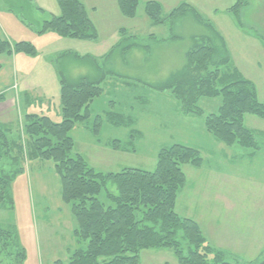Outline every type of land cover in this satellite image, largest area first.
Listing matches in <instances>:
<instances>
[{
  "label": "rangeland",
  "instance_id": "1",
  "mask_svg": "<svg viewBox=\"0 0 264 264\" xmlns=\"http://www.w3.org/2000/svg\"><path fill=\"white\" fill-rule=\"evenodd\" d=\"M182 2L178 1L164 14ZM142 5V0H139L135 18L127 19L119 11L114 16L110 8L112 5L106 0L104 6L110 9L113 16L108 27L102 26L100 41L95 45H100L101 51L108 52L119 39L118 34H112L115 28L128 31L138 40L147 39L145 37L151 33L154 39L160 38L165 43L158 45V41L157 44L151 40L145 41L151 47L150 54L141 53L135 59L128 56L127 66L116 58H112L111 67L110 62L105 63L104 59L96 60L106 69L113 68L115 76L108 77L100 85L103 93L92 106L90 120L77 124L70 132L74 142L72 154L81 156L95 172L108 174L124 169L152 172L158 152L174 144L196 150L202 159L201 167L182 168L186 182L178 194L175 212L196 222L206 241L212 247L224 251L232 264H257L264 257V119L244 116L245 127L254 134L255 150L248 151L238 146L229 148L217 142L204 127L205 116L216 112L221 104L220 98L200 99L198 106L203 116L198 117L184 113L170 92H157L150 88L148 85L162 82L172 69L183 64L190 37L205 34L206 30L190 14L151 27L146 22ZM201 16L207 18V15ZM221 17L219 14L213 20L215 23L211 22L227 34L232 65L244 79L253 84L259 101L264 103V0H249L247 8L240 14L242 28L237 30L238 33L228 29L225 26L227 20ZM104 22L107 23L102 21L101 24ZM51 34L45 33L41 39L34 41L35 57L18 54L19 59L24 57L27 62L18 64L15 70L18 76L15 74V79L11 65L4 63L0 82L10 80L11 84L18 86L17 90H11L14 94L23 96L26 91L34 100V103L30 100L28 105H24L21 100V106L15 107L17 114L42 110V113L36 114L59 122L60 115L55 113L60 107L58 77L54 67L49 66V60L69 49L80 56L91 55L95 46L90 41ZM175 36L179 37L177 41L172 40ZM51 37H55L57 42ZM253 37L257 40L255 43L250 39ZM118 53L114 52L112 56L117 57ZM66 63H71L68 71L65 69L69 77L89 75L92 78L87 64L72 59ZM114 81L118 83L114 84ZM6 89L0 92L3 97L8 93ZM40 96L44 97L41 99L43 104L39 106ZM45 101L49 103V111L45 109ZM111 102L112 107L109 105ZM108 110L128 115V119L125 116L121 118L131 122L127 127L110 124L103 115ZM98 115L102 120L95 135L91 130L93 120ZM117 122L114 124L121 123ZM112 140L118 142L110 146ZM40 163L43 164L32 166L31 162H24L23 172L11 185L12 208L0 209V228L13 232L12 235L25 253L23 264H53L57 260L66 262L75 249L72 248V237L66 230L70 225L73 229L75 221L69 206L60 199V182L54 172V165L52 162ZM11 169L8 161H0V170L9 172ZM106 189L114 192L111 184ZM98 200L110 205L104 190ZM15 253L16 247L12 242L10 247L0 249V264H16ZM144 254L141 252L139 264H163L159 259L149 263L152 260Z\"/></svg>",
  "mask_w": 264,
  "mask_h": 264
},
{
  "label": "trees",
  "instance_id": "2",
  "mask_svg": "<svg viewBox=\"0 0 264 264\" xmlns=\"http://www.w3.org/2000/svg\"><path fill=\"white\" fill-rule=\"evenodd\" d=\"M246 1L236 0L231 8L236 18ZM56 4L59 15L49 16L39 23L30 17L34 9L30 0L5 1L6 7L38 35L51 32L66 39L98 40L97 31L80 0H56ZM116 5L122 17L135 18L138 0H116ZM37 11L42 13L39 8ZM143 13L152 26L190 14L206 30L205 34L191 38L180 67L172 69L162 82L147 85L157 92H170L184 113L198 117L203 116L198 106L200 99L220 98L216 112L204 118L206 132L226 147L255 150L254 134L245 127L244 116L264 119V103L259 101L253 84L232 65L222 36L187 4H180L164 14L159 3L150 1L144 4ZM118 35V41L103 56L110 67L112 58L124 64L135 52L150 54L151 47L145 41L157 44L152 36L138 40L124 29H120ZM178 39L172 37V40ZM114 52H119L117 57L112 56ZM13 54L35 57L36 51L31 43L0 39V56ZM71 59L87 64L92 73L97 70L98 77H69L65 69L68 71L71 63L66 62ZM49 63L59 81L61 120L54 122L46 116L27 114L21 124L0 123V161L5 159L12 168L9 172L0 170V209L12 208L11 185L23 172L26 160L52 162L60 182V199L69 206L75 221L72 236L78 244L66 262L57 260L53 264H138L140 252L146 250H168L177 264H232L224 251L206 241L196 222L179 216L174 210L186 182L182 168H199L202 164L199 153L174 144L158 152L152 172L135 169L108 174L95 172L81 156L72 154L74 142L70 132L77 124L89 120V105L102 95L100 85L107 76L114 75V71L98 69L96 59L79 57L70 51L55 55ZM2 100L3 94H0ZM121 117L117 114L114 121L128 126L130 121ZM101 120L99 116L93 120L91 131L95 135ZM115 142L118 141L112 140L110 146ZM108 184L114 187V192L106 189ZM102 190L110 205L98 200ZM12 234L9 229L0 228V249L10 247L12 242L16 247V264H23L24 250Z\"/></svg>",
  "mask_w": 264,
  "mask_h": 264
},
{
  "label": "crops",
  "instance_id": "3",
  "mask_svg": "<svg viewBox=\"0 0 264 264\" xmlns=\"http://www.w3.org/2000/svg\"><path fill=\"white\" fill-rule=\"evenodd\" d=\"M5 1L6 0H0V39H6V40H8V41H10L12 43L28 42V43L33 44L36 39L38 40V39H41L43 36H45V33L42 34V35H38L35 32V30L33 28H31L28 24H26V22H24L19 16H16L13 12H11L6 7ZM150 1H154V2L159 3L161 8H162V12L163 13H164L165 10H169V8L174 6L178 1H184V2H182L180 4L189 5L190 7H192L193 9L196 10V12L200 15L201 18H202L201 14L202 15H207V16H205L207 18H204V19L202 18V19L207 21V22H209L212 25V27L216 30V32H218L222 36V38L224 39L228 50H229V46H228V42H227V39H226L227 34H224L222 32V30H221L222 28L220 29L217 24L213 25V23H215L213 20L215 18L217 19V16L219 14H221L222 15L221 19L223 18L224 20H227L225 26L228 29H232L233 33L234 32L238 33L237 30L242 28L241 27L240 14H241V12H243L247 8L248 3H249V0H247L246 3L240 8L239 13H238L237 18H236L234 16L233 12L231 11V8L235 5L236 0H142V4H143L142 5V9H143L144 4L147 3V2H150ZM30 2H31V4H32V6L34 8L31 11V13H30V17H31V19H33L36 22L41 23L42 21L48 19L49 16H58L59 13H60L59 8H58V6L56 4V0H30ZM80 2L83 4L84 8L86 9L87 15H88L89 19L91 20L92 24L94 25V27H95V29L97 31L98 40L96 42H91L95 46V48L93 47L94 51H93V53L91 55L87 54V55L80 56L76 52L75 53L79 57L90 56V57H92V58H94L96 60L97 59L98 60H102L103 56H104V54L106 52L101 51L102 48L100 47V45H95V44L96 43L98 44L99 41H100V35H101L102 26L103 27H108L109 24H110L111 16H113V13H115L114 16L117 14L116 12L118 11V9H117V5H116V0H109L110 5H112V7H110V8H111L113 13L109 12L110 9H107L104 6L105 3H106V0H80ZM179 5H177V6H179ZM101 6H102V8H101ZM138 7H139V0H138ZM138 7H137V9H138ZM37 8L41 9L42 13L38 12ZM173 9H171V10H173ZM204 13H207V14H204ZM102 21H107V23L104 22L105 24H101ZM146 22H147V24L149 26L154 27V26L150 25V23H149V21L147 19H146ZM219 22H220V19H219ZM47 33L51 34L49 32H47ZM52 34H54V33H52ZM112 34L114 36H116L118 34L117 28H115V30L113 31ZM149 36L154 37L153 34L149 33V35L146 36L145 38H148ZM192 37H190V39ZM51 38H52V40L54 42H57V39L55 37H51ZM253 38L254 39H252V38H250V39H251V41H253L255 43L256 38L255 37H253ZM156 41L159 42V41H162V39L156 38ZM163 41H165V40H163ZM164 43L165 42L159 43V45H162ZM103 44H105V43H103ZM66 49H69V48H66ZM65 51L72 52L71 49L65 50ZM229 53H230V57H231V61H232L233 59H232V56H231V52L229 51ZM140 54H141L140 52H135V54L134 55L132 54L131 57L132 58L134 57V59L135 58H139ZM17 56H18V54H13L10 57L0 56V65H1L0 71L2 70V67H3L4 63L6 65L10 64L11 68H12L13 79H15V74L18 76V73L15 71V70L18 69V64L27 62V59H25L24 57L19 59V57H17ZM24 56H26V55H24ZM127 63H128V61L126 62V64L124 63V66H127ZM97 65H98V69H99V67L103 68L98 62H97ZM49 66H51L53 68V65L51 63H50ZM112 69L113 68H111V70ZM125 69L127 70L129 68H125ZM97 72H98L97 70L93 71V73H95V74H93L90 71V74H93L92 76H94V77H98V73ZM55 75H56V72H55ZM108 77H114V75L107 76L105 78V80ZM117 83H118L117 81H114V84H117ZM58 84H59V81H58ZM123 84H126V85L128 84L129 85V83H126V82H123ZM2 86H4V88L7 87V89L5 91H7L8 93L5 95V97H3V100L0 101V123L1 124H8V125H11V124L15 125V124H18V123L21 124L23 122L22 121L23 120L22 117L27 115V114H29V115L30 114H34V115L42 116V114H36V113H42V110H39V112H33V113H31V112L27 113L26 112V114H24V115L21 114V113L17 114V112L15 110V107H16V105L17 106H21L20 105L21 100L23 101L24 105H26V104L28 105L30 100H32V102L34 103V100L29 97V95H28V93L26 91H24L23 96H21L20 93L19 94L15 93L16 94L15 95L11 90H17L18 86L13 84V83L11 84L10 80H8V81L5 80L3 83L0 82V88ZM8 87H9V90H8ZM27 88H28L27 89V91H28L29 90V86H27ZM2 90H0V92ZM58 92H60V86L58 88ZM13 94H14V96H13ZM43 97L44 96H40V98H39V102H40L39 106H40V104H43V102L41 100V99H43ZM95 100L92 101V103L89 105L90 116H92V106H94ZM58 101H59V97H58ZM44 104H45L46 111H49V108L47 107V104H49V103L45 101ZM112 104H113L112 102L109 104L110 107H112ZM34 110H36V109H34ZM24 111H26V109H24ZM55 113L57 115H60V107L57 108V110H55ZM117 114L125 116L122 113L113 112V110H108V111L103 112V115L105 116L106 121L110 122V124H113L114 126H124V125H115L114 124L115 123V121H114L115 120V116ZM128 117H129L128 115L125 116V118H127V119H128ZM101 119H102V117H101ZM89 120H90V117H89ZM126 121H130V120H126ZM31 163H32V166H37V165L43 164V163H40V162H37V161H33ZM217 169H216V171H218ZM185 218L190 219V217H187V216H185ZM66 230L69 232V234L72 237V248L76 249L78 247V244L76 242V239L73 238V236H72L73 229L71 228V225H70V228H66ZM142 252H145L144 255H146L147 259H151L152 260L151 262L148 261L149 263H154V262H156V259L157 260L159 259V261H163V264H177L175 258L172 255V253H168L167 250H146V251H142ZM140 256H141V252L139 254V258H140ZM160 258H163V259H160ZM140 262L141 261L139 260L138 264Z\"/></svg>",
  "mask_w": 264,
  "mask_h": 264
},
{
  "label": "water",
  "instance_id": "4",
  "mask_svg": "<svg viewBox=\"0 0 264 264\" xmlns=\"http://www.w3.org/2000/svg\"><path fill=\"white\" fill-rule=\"evenodd\" d=\"M257 264H264V257H263V259H262L259 263H257Z\"/></svg>",
  "mask_w": 264,
  "mask_h": 264
}]
</instances>
